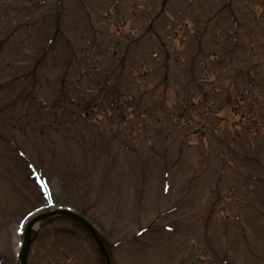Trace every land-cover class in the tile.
I'll list each match as a JSON object with an SVG mask.
<instances>
[{
    "label": "rangeland",
    "instance_id": "obj_1",
    "mask_svg": "<svg viewBox=\"0 0 264 264\" xmlns=\"http://www.w3.org/2000/svg\"><path fill=\"white\" fill-rule=\"evenodd\" d=\"M1 17L0 264L59 208L110 264H264V0H0ZM32 236L29 264H108L65 216Z\"/></svg>",
    "mask_w": 264,
    "mask_h": 264
},
{
    "label": "water",
    "instance_id": "obj_2",
    "mask_svg": "<svg viewBox=\"0 0 264 264\" xmlns=\"http://www.w3.org/2000/svg\"><path fill=\"white\" fill-rule=\"evenodd\" d=\"M58 214L69 216V217H71V218H73V219L78 220V221L81 222L82 224H84V225L89 229V231L93 234V236L95 237L96 241H97L99 244H101V243H100V240H99L98 237L96 236V234H95L93 228H92L87 222H85L83 219L77 217V216L74 215L73 213L68 212V211H63V210H61V211H56V212H53V213H47V214L41 215V216H39V217H36V218L33 219V220L31 221V223L29 224V226H28V228H27V231H26L27 242H26V244H25V247H24L23 251L21 252V256H20V264H27V254H28L29 245H30V243H31V240H30L29 238H30V233H31V228H32V226H33L36 222H38V221H40V220H42V219L48 218V217L53 216V215H58ZM106 255H107V254H106ZM107 257H108V255H107Z\"/></svg>",
    "mask_w": 264,
    "mask_h": 264
},
{
    "label": "bare ground",
    "instance_id": "obj_3",
    "mask_svg": "<svg viewBox=\"0 0 264 264\" xmlns=\"http://www.w3.org/2000/svg\"><path fill=\"white\" fill-rule=\"evenodd\" d=\"M38 226H39V225H36V227H38ZM23 249H24V245L21 246V247L17 246V247H16V252L20 253Z\"/></svg>",
    "mask_w": 264,
    "mask_h": 264
}]
</instances>
